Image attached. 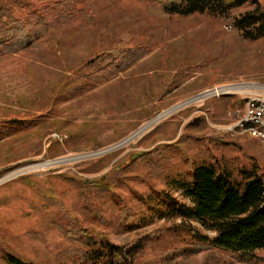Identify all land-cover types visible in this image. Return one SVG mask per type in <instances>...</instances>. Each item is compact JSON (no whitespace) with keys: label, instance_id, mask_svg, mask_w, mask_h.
<instances>
[{"label":"rangeland","instance_id":"rangeland-1","mask_svg":"<svg viewBox=\"0 0 264 264\" xmlns=\"http://www.w3.org/2000/svg\"><path fill=\"white\" fill-rule=\"evenodd\" d=\"M77 1L73 20L53 36L49 51L0 53V118L40 121L0 142V244L36 263L77 264L56 226L60 205L77 212L74 187L65 177L122 178L130 217L142 213L145 220L121 226L123 209L106 195L97 203L108 223L78 214L114 243L135 246L138 264H264V251L247 261L214 248L197 249L179 227L181 219L170 213L171 205L154 218L144 211L141 198L152 188L171 193L178 204H190L183 191L166 185L167 177L190 176L182 156L165 180L153 178L150 186L138 177L148 172V161L178 155L166 146L179 142L188 123L199 117L207 126L192 131L195 140L182 144L199 162H209L214 154L234 168L257 164L264 172L260 143L228 129L240 110L232 102L224 106L215 96L177 106L222 83L264 81V40H245L212 16L167 15L150 0ZM126 46L144 52L129 69L83 93L66 92L69 75L89 71L85 66L91 59ZM216 137L226 143L214 144ZM188 224L214 236L197 223ZM0 264H6L1 255Z\"/></svg>","mask_w":264,"mask_h":264},{"label":"trees","instance_id":"trees-1","mask_svg":"<svg viewBox=\"0 0 264 264\" xmlns=\"http://www.w3.org/2000/svg\"><path fill=\"white\" fill-rule=\"evenodd\" d=\"M150 1L167 15L212 16L223 19L245 40H264V0ZM77 3V0H0V53L14 55L30 51L40 54L49 51L53 36H58V32L73 20ZM143 53L140 48L126 46L94 57L85 66L89 71L77 70L76 74L69 75L67 86L70 87L66 92L83 93L119 76ZM221 99L224 106L232 102L233 108L241 110L243 107V101L237 97ZM39 123L34 117L0 118V142L14 137L24 127H35ZM206 126L203 117L191 120L181 140L166 146L179 154L148 161V172L138 176L142 182L152 186V179L163 177L165 180L167 170L182 156V163L190 176L181 179L167 177L166 185L174 191H183L190 204H178L171 193L152 188L150 193L142 196V205L146 209L144 211L151 212V218L162 215L164 206H173L170 213L181 219L179 227L188 232L197 249L214 248L249 261L255 258L256 252L264 251V172L257 164L247 169L234 168L214 154L209 162H199L190 149L182 144L195 140L191 132L195 129L204 130ZM213 141L214 144L226 143L220 137ZM65 179L74 187L77 212L60 205L56 226L70 242L66 251L69 257L77 264H138L135 246L114 243L106 232L86 225L78 214L80 212L108 223L97 203L100 195H106L122 207L121 219L118 221L121 226L129 228L135 216L130 217L133 214L130 213L127 198L120 191V186L126 184L125 180ZM145 219L146 216L141 213L134 219L133 225ZM187 222L201 225L204 230L213 232L214 236L203 234L192 224L187 225ZM0 255L6 264H41L14 253L6 245L0 244Z\"/></svg>","mask_w":264,"mask_h":264},{"label":"built area","instance_id":"built-area-1","mask_svg":"<svg viewBox=\"0 0 264 264\" xmlns=\"http://www.w3.org/2000/svg\"><path fill=\"white\" fill-rule=\"evenodd\" d=\"M216 86H225L226 90H236V97L243 101L238 119L233 125L229 126V130L256 139L264 150V133H257V126H264V81L238 79ZM216 86L206 89L177 106L181 107L195 100L215 99ZM173 110L171 108L162 111L156 118L159 116L163 118ZM250 119H257V126H250Z\"/></svg>","mask_w":264,"mask_h":264},{"label":"bare ground","instance_id":"bare-ground-1","mask_svg":"<svg viewBox=\"0 0 264 264\" xmlns=\"http://www.w3.org/2000/svg\"><path fill=\"white\" fill-rule=\"evenodd\" d=\"M231 95L235 96L236 95V90H226L225 86L215 90V96L218 97V98L219 97H230ZM159 117H157L156 119L158 120ZM250 126H257V119H250ZM228 129H229V127H228ZM140 131L135 133L130 138H133L134 136H136ZM257 133H264V126H257Z\"/></svg>","mask_w":264,"mask_h":264}]
</instances>
